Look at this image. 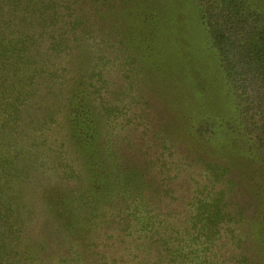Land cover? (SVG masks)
<instances>
[{
    "label": "rangeland",
    "instance_id": "rangeland-1",
    "mask_svg": "<svg viewBox=\"0 0 264 264\" xmlns=\"http://www.w3.org/2000/svg\"><path fill=\"white\" fill-rule=\"evenodd\" d=\"M220 1L0 0V264H264V100Z\"/></svg>",
    "mask_w": 264,
    "mask_h": 264
},
{
    "label": "trees",
    "instance_id": "trees-1",
    "mask_svg": "<svg viewBox=\"0 0 264 264\" xmlns=\"http://www.w3.org/2000/svg\"><path fill=\"white\" fill-rule=\"evenodd\" d=\"M207 26L241 93L264 100V16L246 11L238 0H221L209 13ZM262 107L257 112L263 117Z\"/></svg>",
    "mask_w": 264,
    "mask_h": 264
}]
</instances>
